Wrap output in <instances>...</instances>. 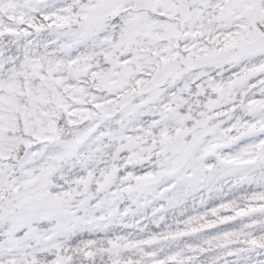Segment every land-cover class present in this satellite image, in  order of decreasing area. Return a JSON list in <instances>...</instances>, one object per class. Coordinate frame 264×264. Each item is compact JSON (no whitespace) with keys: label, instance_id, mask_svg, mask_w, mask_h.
Listing matches in <instances>:
<instances>
[{"label":"snow or ice","instance_id":"obj_1","mask_svg":"<svg viewBox=\"0 0 264 264\" xmlns=\"http://www.w3.org/2000/svg\"><path fill=\"white\" fill-rule=\"evenodd\" d=\"M0 264H264V0H0Z\"/></svg>","mask_w":264,"mask_h":264}]
</instances>
